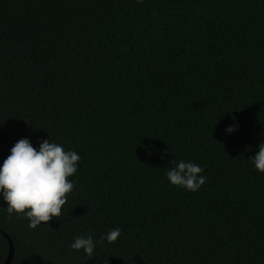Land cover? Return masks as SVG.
Here are the masks:
<instances>
[{
	"label": "trees",
	"instance_id": "obj_1",
	"mask_svg": "<svg viewBox=\"0 0 264 264\" xmlns=\"http://www.w3.org/2000/svg\"><path fill=\"white\" fill-rule=\"evenodd\" d=\"M47 136L74 188L32 229L0 201V264H264V0H0V163Z\"/></svg>",
	"mask_w": 264,
	"mask_h": 264
},
{
	"label": "clouds",
	"instance_id": "obj_2",
	"mask_svg": "<svg viewBox=\"0 0 264 264\" xmlns=\"http://www.w3.org/2000/svg\"><path fill=\"white\" fill-rule=\"evenodd\" d=\"M234 130L233 125L225 128L226 133ZM257 149L249 160L256 171L264 173V142L259 143ZM80 159L76 151L65 150L62 144L50 141L48 136L38 147H33L27 138L16 141L0 163V201L6 205V212L22 215L30 229L59 217L66 194L74 188L68 178L77 172ZM203 172L199 164L179 160L168 168L166 179L173 186L195 192L207 180ZM120 234L118 227L109 229L96 240L85 233L73 237L69 247L91 258L98 244L113 243Z\"/></svg>",
	"mask_w": 264,
	"mask_h": 264
},
{
	"label": "water",
	"instance_id": "obj_3",
	"mask_svg": "<svg viewBox=\"0 0 264 264\" xmlns=\"http://www.w3.org/2000/svg\"><path fill=\"white\" fill-rule=\"evenodd\" d=\"M8 242H9V250H8V253H7L6 259L4 260V262H3L2 264H9L10 259H11V257H12V253H13V245H12V242H11L10 238H8Z\"/></svg>",
	"mask_w": 264,
	"mask_h": 264
}]
</instances>
